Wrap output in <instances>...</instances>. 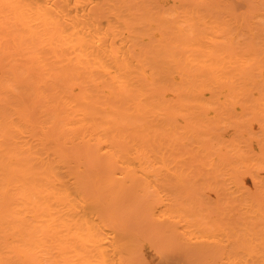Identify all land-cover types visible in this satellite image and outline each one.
I'll use <instances>...</instances> for the list:
<instances>
[{
  "label": "bare ground",
  "instance_id": "6f19581e",
  "mask_svg": "<svg viewBox=\"0 0 264 264\" xmlns=\"http://www.w3.org/2000/svg\"><path fill=\"white\" fill-rule=\"evenodd\" d=\"M100 3L0 0V264H264V165L199 184L152 112L171 51ZM29 56L40 113L5 94Z\"/></svg>",
  "mask_w": 264,
  "mask_h": 264
},
{
  "label": "rangeland",
  "instance_id": "374dc122",
  "mask_svg": "<svg viewBox=\"0 0 264 264\" xmlns=\"http://www.w3.org/2000/svg\"><path fill=\"white\" fill-rule=\"evenodd\" d=\"M91 1L99 6L100 0ZM213 1L219 6L212 0H125L153 43L172 53V73L155 81L154 116L180 122L172 129L178 150L195 162L199 184L212 174L213 162L229 189L237 190L235 168L264 165V0ZM176 25L184 27L182 34ZM16 43L24 52V44ZM29 59L19 61L17 80L13 74L3 80L5 94L40 113L47 100L32 80L44 69L33 59L37 68H24ZM254 177L248 174V184Z\"/></svg>",
  "mask_w": 264,
  "mask_h": 264
}]
</instances>
